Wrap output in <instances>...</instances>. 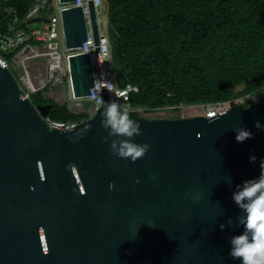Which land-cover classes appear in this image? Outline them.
Listing matches in <instances>:
<instances>
[{"label": "water", "instance_id": "1", "mask_svg": "<svg viewBox=\"0 0 264 264\" xmlns=\"http://www.w3.org/2000/svg\"><path fill=\"white\" fill-rule=\"evenodd\" d=\"M60 20L65 49L82 46L81 8ZM68 73L73 96L89 95L88 55L70 56ZM102 98L74 129L49 128L41 118L49 105L33 106L0 66V264H239L229 241L244 213L232 195L264 172V131L255 127H264V97L211 119L129 115L140 126L130 139L150 145L134 162L110 150L125 137L101 126L110 103ZM238 127L252 137L235 141Z\"/></svg>", "mask_w": 264, "mask_h": 264}, {"label": "trees", "instance_id": "2", "mask_svg": "<svg viewBox=\"0 0 264 264\" xmlns=\"http://www.w3.org/2000/svg\"><path fill=\"white\" fill-rule=\"evenodd\" d=\"M35 5L0 1V33L8 32L13 18L21 23ZM106 7L114 84L137 89L129 93L128 107L178 111L264 91V0H106ZM41 19L47 15L32 21ZM29 101L49 105L50 121L86 118L43 92Z\"/></svg>", "mask_w": 264, "mask_h": 264}, {"label": "built area", "instance_id": "3", "mask_svg": "<svg viewBox=\"0 0 264 264\" xmlns=\"http://www.w3.org/2000/svg\"><path fill=\"white\" fill-rule=\"evenodd\" d=\"M8 1V0H0ZM94 9L98 48L102 64L103 85L97 66L95 53V42L92 34L90 22V12L87 0H73L70 2H60L59 0H35L36 5L25 16V19L18 23L13 18L8 23V32L0 33V66L10 72L24 96L29 97L35 93L43 92L47 86H65L66 92L62 89L51 90L57 97H62L66 109L74 115H86L91 117L93 111L99 106L96 105L95 98L99 97L103 101L102 94H106L109 102H117L121 110L127 108L129 113H137L144 116L143 109H132L127 106L128 95L136 92L135 87L126 86L118 88L115 86L112 71L109 68L110 54L108 44V33L101 18L103 0H91ZM78 7L81 8L86 26V39L82 46L65 49L61 30L60 14L63 10ZM47 15L46 21H32L40 18L43 13ZM5 13H12L6 9ZM42 13V14H41ZM61 45L62 52H59ZM77 54H87L92 65L93 86L89 90V95L84 98H75L72 94L68 73V58ZM65 75V80L63 79ZM248 98V97H246ZM240 98L239 100H242ZM82 101H86L89 106L83 108ZM235 100L216 102L205 105V113L215 117L226 113ZM49 128L58 130L74 129L79 122H54L47 117H41Z\"/></svg>", "mask_w": 264, "mask_h": 264}, {"label": "clouds", "instance_id": "4", "mask_svg": "<svg viewBox=\"0 0 264 264\" xmlns=\"http://www.w3.org/2000/svg\"><path fill=\"white\" fill-rule=\"evenodd\" d=\"M238 97L243 98L242 101L244 102L245 100V104L236 103L232 105L231 108L235 105L247 107L249 104L256 101L249 100V97H252L251 95H242ZM95 102L97 106L102 103L99 97L95 98ZM205 105L201 107L202 113L196 116H203L206 119L218 116H208L205 113ZM129 108L143 109L144 116L137 113H129L127 108L121 110L117 102L113 101L108 103L104 108V111L101 113V116L103 117L101 120V126L109 130V136L116 135L125 137V139L120 140L119 142L113 140L110 143V150L117 156L130 158V160L134 162L149 149L150 145L148 143L136 144L130 139L134 135L140 134V126L139 122L131 119L129 115L147 119L158 118L159 116L154 115L155 112L162 109H174V107H165L154 110L145 107ZM89 118L90 117L86 116L84 120ZM84 120L78 122L80 123ZM255 127L264 131V127H262L258 121L255 123ZM234 133V139L237 142H243L252 137L251 131L246 127L235 128ZM255 160V155L249 156L250 162ZM260 164L261 167L264 168V158L261 159ZM232 199L238 208L243 210L244 215L238 219V223L243 226V231L240 234L231 237L229 241L230 248L228 255L233 260L238 259L239 264H264V172L258 176L245 180L242 185L237 186V190L233 192ZM229 223H231V221H229ZM223 227V225H220L221 229H223Z\"/></svg>", "mask_w": 264, "mask_h": 264}, {"label": "rangeland", "instance_id": "5", "mask_svg": "<svg viewBox=\"0 0 264 264\" xmlns=\"http://www.w3.org/2000/svg\"><path fill=\"white\" fill-rule=\"evenodd\" d=\"M106 11H107V7H106V0H103V7H102V20H103V25L105 27V29L107 30L108 32V29H107V21H106ZM59 52L61 53L62 52V48H61V45L59 46ZM63 79L65 80V75H63ZM241 86H238L234 89L235 92H239L241 90ZM56 89H59L62 91V89L64 90V92H66V88L65 86H63V88H61L60 86H47L45 89H44V92H43V97H46L47 99L55 102L57 105H65L64 103V100L62 99V97H57L54 93H51L50 91L51 90H56ZM264 97V91L257 94V95H254L252 97H249V100H258L260 98ZM240 98H236L235 99V102L236 103H243L245 104V100L244 102L242 100H239ZM247 102V101H246ZM82 105H83V108H88L89 104L86 102V101H82ZM247 105V104H246ZM202 113V108H199V107H194V108H181L180 110L176 111L174 109H162V110H159L158 112H155L154 115L156 116H159L158 118H169V119H175V118H187V117H192V116H196V115H199ZM153 116V115H152ZM155 116V117H156Z\"/></svg>", "mask_w": 264, "mask_h": 264}, {"label": "bare ground", "instance_id": "6", "mask_svg": "<svg viewBox=\"0 0 264 264\" xmlns=\"http://www.w3.org/2000/svg\"><path fill=\"white\" fill-rule=\"evenodd\" d=\"M150 116H152V115H150Z\"/></svg>", "mask_w": 264, "mask_h": 264}]
</instances>
